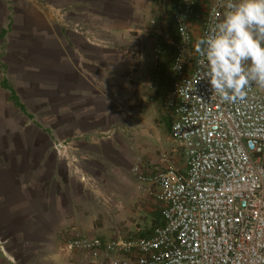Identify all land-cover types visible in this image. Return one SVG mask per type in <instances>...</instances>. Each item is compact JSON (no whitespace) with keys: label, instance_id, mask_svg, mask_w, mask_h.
I'll use <instances>...</instances> for the list:
<instances>
[{"label":"crops","instance_id":"crops-1","mask_svg":"<svg viewBox=\"0 0 264 264\" xmlns=\"http://www.w3.org/2000/svg\"><path fill=\"white\" fill-rule=\"evenodd\" d=\"M34 1L0 0V264H71L81 255L66 249L62 242L77 235L100 237L94 234L91 217V201L96 198L83 185L80 196L75 195L78 183L47 145L45 130L29 127L32 115L23 97L26 99L30 91L25 94L23 90L35 86L36 103L44 104L43 91L51 87L54 122L58 121L53 134L56 140L69 139V148L84 160V168L92 165L108 183L112 174L115 182L124 178L125 168L135 165L124 156L122 128L117 124L125 119L140 121L142 105L149 102L158 109L166 108L173 89L175 48L165 44L157 68L152 49L135 46L137 41L130 32L136 30L144 36L146 26L141 19L152 0H57L58 5L83 3L89 15L84 21H94L105 38L114 40L117 46L110 48L90 46L79 35H66L60 29L46 31L48 17L31 3ZM97 1L108 12L95 9L101 7ZM196 1L197 17L192 22L195 38L208 6V0ZM14 3L21 10L15 17ZM126 5L128 17L122 13ZM44 41L52 42V70L44 64ZM32 56L36 57L34 65H30ZM4 81L15 90L24 110L14 104L11 91L2 85ZM39 113L38 118L44 119ZM170 113L167 121L172 125L174 116ZM109 129L108 139L98 137L100 131ZM93 151L99 153L100 160L90 159ZM158 164L166 166L162 161ZM140 165L144 170L158 169Z\"/></svg>","mask_w":264,"mask_h":264},{"label":"built area","instance_id":"built-area-1","mask_svg":"<svg viewBox=\"0 0 264 264\" xmlns=\"http://www.w3.org/2000/svg\"><path fill=\"white\" fill-rule=\"evenodd\" d=\"M238 2L208 0L201 38ZM196 17V0H176L173 28L154 30L157 68L165 44L175 48L167 107L183 164L164 155L161 169L136 164L131 171L161 202L162 222L150 235L69 238L66 249L81 255L77 264H264V88L252 82L244 100L225 102L207 79L197 82ZM57 150L68 154L69 147Z\"/></svg>","mask_w":264,"mask_h":264},{"label":"rangeland","instance_id":"rangeland-1","mask_svg":"<svg viewBox=\"0 0 264 264\" xmlns=\"http://www.w3.org/2000/svg\"><path fill=\"white\" fill-rule=\"evenodd\" d=\"M35 1L31 3L40 6L38 11H40L43 16L48 17L46 18L48 19L49 26L48 28L46 27V31L49 29L51 33L54 28L60 29L66 35L70 32L79 35L88 43V45L94 47L110 48L111 46H117L114 40L104 37L103 32L98 29V25L94 24V21L93 23L84 21V18L88 20L89 15L87 14L83 3L72 2L58 5L57 0ZM128 1L129 0H126L125 3ZM175 1L176 0H152L149 9L146 14L144 13L143 18L141 19L142 23L146 26V33L144 36L136 30L130 32L131 35L135 37V41H137L135 46L138 48H151L153 54L155 48L154 30L157 29L161 31L165 26L173 28L171 13ZM96 5L102 7V9H100L101 7L95 8L101 13L108 12L103 10L104 5L100 4L99 1H97ZM31 8L34 11L36 9L33 7ZM31 8L29 7V9ZM13 10L14 17L16 15L15 12L21 11L19 5L16 3H14ZM129 12L130 9L126 5L123 8L122 13L125 17H128ZM96 19L97 22L100 21L99 18ZM77 25L82 27L83 30L79 29ZM197 28L198 29L196 30H199L200 33L195 40L198 42L201 39V23H198ZM49 38L51 39V34H49ZM150 39L151 44L149 43ZM44 44L46 47V60L44 64H49L50 70H52V42L50 41L47 43L44 41ZM131 47V45L128 46V48ZM32 57L34 60H30V65L35 64L34 61L36 57ZM35 82L36 81L34 80V83ZM19 86H17V91L21 92V87ZM50 90L51 87H45L43 91L45 92L44 104H38L36 103V97L34 95L37 92V88L35 86H33L32 90L24 88L23 91L25 94L27 91H30L26 99L23 97L24 104L32 115V118L29 120V127L31 129L43 128L45 130V140L47 145L56 151L57 156L64 161L65 166L63 170H66V173L68 172L70 177H74L78 183L74 191L75 195L80 196L79 192L81 185H83L84 188L86 187V190L90 191L92 196L96 198L91 201L94 212L91 216L93 230L95 231L94 234L99 235L100 237H109L118 232L123 235H142L160 224L162 204L152 193H148L140 187L132 174V168H125L122 171L124 178L121 180H115V182L114 176L110 174L108 176L110 182L108 183L102 179V175H99L97 170L93 169L92 165H89V168H84V160L79 157V155L73 153L71 148H69L68 154L58 153L57 147L60 143L68 147H71V145L69 139L67 141L60 140L59 142L56 140L57 137L53 135L55 134L58 121L54 122ZM31 95L34 96L31 97ZM158 108L159 106L157 104L149 102L142 105L140 121L125 119V121H120L117 124L118 128H122V132H119L121 138H119L120 141L123 142L125 150L124 156L128 159L131 166L134 164L136 165L137 163H144L148 164L150 169H160L161 166L158 163L162 161L164 155L175 160L179 166L183 164L182 151L179 149L171 135V122L167 121V117H170L171 113L167 106L166 108ZM39 112L43 113L42 117H44V119L38 118L40 117ZM111 132L110 129L107 131L102 130L99 132L100 134H98V137L100 139L105 138L104 140H106L111 136ZM93 152L96 154H91L90 159L100 160L99 153L96 151ZM105 189H108V192H105ZM115 192L117 194H115ZM64 243L66 242H62V246H64ZM63 248L62 255H65V249ZM77 262L78 261L75 263L73 261L71 264H77Z\"/></svg>","mask_w":264,"mask_h":264},{"label":"clouds","instance_id":"clouds-1","mask_svg":"<svg viewBox=\"0 0 264 264\" xmlns=\"http://www.w3.org/2000/svg\"><path fill=\"white\" fill-rule=\"evenodd\" d=\"M229 8L195 51L202 57L197 82L207 79L213 95L235 102L246 98L252 82L264 88V0H239Z\"/></svg>","mask_w":264,"mask_h":264},{"label":"trees","instance_id":"trees-1","mask_svg":"<svg viewBox=\"0 0 264 264\" xmlns=\"http://www.w3.org/2000/svg\"><path fill=\"white\" fill-rule=\"evenodd\" d=\"M196 8H197V1H196ZM2 85H3L4 88L9 89V90L11 91V99H12V101L14 102V104H15L16 106L20 107L22 110H24V107H23V105L20 103L19 98H18V96L16 95L15 90H14V89L8 84V82H7V81H4ZM161 222H162V220H161ZM160 224H161V223H160ZM158 225H159V224H158ZM151 233H152V230H150L149 232L144 233V234H142V235H150Z\"/></svg>","mask_w":264,"mask_h":264}]
</instances>
